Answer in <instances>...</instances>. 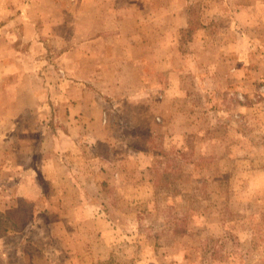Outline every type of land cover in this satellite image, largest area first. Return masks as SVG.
Masks as SVG:
<instances>
[{
	"label": "rangeland",
	"instance_id": "374dc122",
	"mask_svg": "<svg viewBox=\"0 0 264 264\" xmlns=\"http://www.w3.org/2000/svg\"><path fill=\"white\" fill-rule=\"evenodd\" d=\"M0 264H264V0H0Z\"/></svg>",
	"mask_w": 264,
	"mask_h": 264
},
{
	"label": "crops",
	"instance_id": "0c3cea01",
	"mask_svg": "<svg viewBox=\"0 0 264 264\" xmlns=\"http://www.w3.org/2000/svg\"><path fill=\"white\" fill-rule=\"evenodd\" d=\"M99 6H100V4H98ZM99 8V7H98ZM17 15L19 16L20 15V13H19V11H17ZM23 16V15H22ZM22 16H19L18 17V19H17V21L20 23V21L22 20V21H24L25 22V19L24 18H22ZM21 19V20H20ZM30 19V18H29ZM20 20V21H19ZM61 20V19H60ZM18 23V24H19ZM47 24H51V26H60V29H59V31L60 32H58V31H55V30H52L51 29V26H49V29H50V31H51V33L49 34V39H47L48 40V42L47 41H45V45L46 46H48V47H50L51 45H52V43L53 44H58V42H57V40L59 39V45H60V47H63V46H65L66 44L67 45H71V46H74V47H91L92 49H90L91 50V52H92V55H87L86 54V56H87V58L88 59H91L92 61H95V62H93L94 64H93V66H92V68L95 70V71H93V73L91 74V75H94L95 73H97V72H99L100 71V67H101V64H99L100 63V61L98 60L99 58L101 59V56H100V48L101 47H103V48H108V47H114V46H117V45H119V46H129V43H131V41L130 40H128L125 36H124V38H121L122 36L120 35V31L119 30H114L113 28H107V29H102L101 30V28L99 27V25L98 24H87V25H84V30H87V31H90L91 32V39L90 38H86V37H80L78 40H75V38H73L72 40H70V41H68V42H64V34L62 33V26H63V24H62V22H60V24H59V21L58 20H54V18L53 19H51V23H47ZM119 28V27H118ZM126 28V27H125ZM53 32V33H52ZM58 32V33H57ZM115 33V32H118V36H117V38H113V37H111L112 35V33ZM111 33V34H110ZM52 36H55L56 38H53ZM95 37V38H94ZM34 37H32V38H30V41L33 39ZM50 40H51V42H50ZM75 40V41H74ZM127 43V44H126ZM122 44V45H121ZM86 53H88V52H86ZM86 58V59H87ZM94 59H96V60H94ZM106 61L109 63L112 59H110V58H108V57H106ZM123 62V61H122ZM136 62L137 63H142V60L141 59H139V60H136ZM143 63H145V62H143ZM94 65H95V67H94ZM97 70H99V71H97ZM100 73V72H99ZM120 73V72H119ZM133 73V75H135V78L137 79V80H140L141 78H143V80H144V74L146 73V71L145 70H135V71H133L132 72ZM83 79H84V84H87L86 86L87 87H85V89H84V95H85V93L87 92V88H90V90H91V92H93V90H94V88H95V86H94V84H93V80L92 81H90L88 78H87V76H82L81 74H79ZM90 75V74H89ZM88 75V76H89ZM100 76H101V73H100ZM85 81H87V82H85ZM89 82L91 83V85L89 84ZM112 84V86L110 87V90L111 91H113V88H114V86L118 89H122L123 88V85L122 84H119L118 85V83L117 82H112L111 83ZM143 85H144V82L142 83ZM98 86L99 87H102V85H100L99 84V82H98ZM145 89H146V86L144 85L143 86ZM118 91V90H117ZM33 94H35L34 93V91H31ZM122 94V93H121ZM82 100H84V98L82 99ZM45 104H47V103H44V106H45ZM47 105H50V104H47ZM75 105H78V109L79 110H83L84 111V109L86 108V107H88L86 104H83V101H81V102H77V103H75ZM96 108V107H95ZM24 109H27V110H29V108H23V110ZM70 109H71V111H72V107L70 106ZM68 110H69V108H68ZM87 110V109H86ZM85 110V112L87 113V111ZM96 110H97V108H96ZM110 110H112V108L110 109ZM110 110H106V111H108V113H109V111ZM90 111H92L91 112V114H89V115H87V119L86 120H83L84 122H86V123H84V124H77L76 122L74 123V125L73 126H78V127H90L92 124H90V122H92V123H95L96 121H98V119H99V117H98V119L97 118H93L92 117V113L93 112H95V110H94V108H90ZM84 112V113H85ZM83 113V114H84ZM86 130H88V129H86ZM247 178L249 179V181L250 182H252V177L250 178V175L248 174L247 175ZM18 186H23V183L21 182ZM254 186H251V188H253ZM259 188H261V187H259Z\"/></svg>",
	"mask_w": 264,
	"mask_h": 264
},
{
	"label": "trees",
	"instance_id": "16d2710c",
	"mask_svg": "<svg viewBox=\"0 0 264 264\" xmlns=\"http://www.w3.org/2000/svg\"><path fill=\"white\" fill-rule=\"evenodd\" d=\"M187 32H188V30H187Z\"/></svg>",
	"mask_w": 264,
	"mask_h": 264
}]
</instances>
